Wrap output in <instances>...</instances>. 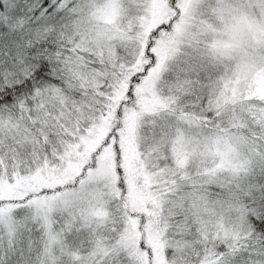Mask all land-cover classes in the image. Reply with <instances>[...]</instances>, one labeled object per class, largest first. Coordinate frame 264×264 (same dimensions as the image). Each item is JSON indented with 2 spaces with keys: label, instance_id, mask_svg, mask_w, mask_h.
<instances>
[{
  "label": "snow or ice",
  "instance_id": "snow-or-ice-1",
  "mask_svg": "<svg viewBox=\"0 0 264 264\" xmlns=\"http://www.w3.org/2000/svg\"><path fill=\"white\" fill-rule=\"evenodd\" d=\"M108 3L59 0L34 23L14 0L0 45V188L16 192L0 199V217L14 206L0 264H264V99L217 63L210 116L189 109L183 76L160 89L188 49L227 53L218 24L247 32L264 74V0H117L115 24L101 17ZM133 184L155 201L146 211L131 207ZM100 209L103 224L85 221ZM132 221L141 238L125 248Z\"/></svg>",
  "mask_w": 264,
  "mask_h": 264
},
{
  "label": "rangeland",
  "instance_id": "rangeland-1",
  "mask_svg": "<svg viewBox=\"0 0 264 264\" xmlns=\"http://www.w3.org/2000/svg\"><path fill=\"white\" fill-rule=\"evenodd\" d=\"M7 5L6 16L4 19H17L13 15L12 7L14 0H3ZM56 2L57 11L62 10V5L58 6L59 0H51ZM203 10V9H202ZM101 17L105 19L106 23L115 24L119 19V6L117 0H109L107 5H101ZM219 31L217 32L215 39L217 41H225L228 43V49L226 54H222L221 50L206 49L201 47L199 50L188 49L190 53L182 62L171 70L165 73L163 81L160 85L161 92L169 95L172 90L177 88L178 81L181 76L186 80H190L192 93L199 100L212 99L213 88L212 82H214L221 74L222 68L215 65V63L223 66L227 65L231 68L232 73L236 74L240 79H250L251 83L255 86L254 96L264 99V74L261 71H257L253 67V51L249 42V36L242 27L232 28L229 27L227 30L222 25H217ZM255 55L258 56L259 52L256 51ZM196 92V93H195ZM105 133L101 130L96 141L91 143H98L103 138ZM91 146V144H90ZM137 159L134 151H131L128 156V167L130 173H135V160ZM111 172L114 174V165L112 166ZM19 187V185L17 186ZM16 189L5 185L0 188V199H13L15 198ZM129 202L134 211H146L145 205L149 202L155 203L152 197L146 193L141 192L135 188L133 184V190L129 196ZM14 207L9 205L3 210V215L0 217V225L4 227H10L12 220L10 219L8 208ZM99 215L100 219L95 217ZM86 222L103 224L108 219V214L103 209L98 210V213H87L84 216ZM131 231L126 233L121 238V244L125 248H131L135 246L138 248V243L141 238V234L138 231V221H132ZM151 227V226H150ZM37 230V229H36ZM39 231V230H38ZM86 233H81L79 236L73 234L69 237L74 243H78L80 239H86ZM56 243H60L59 237L55 238ZM149 242L154 247H159L161 244L160 234H149ZM87 249H84L86 254ZM146 259V258H145Z\"/></svg>",
  "mask_w": 264,
  "mask_h": 264
},
{
  "label": "trees",
  "instance_id": "trees-1",
  "mask_svg": "<svg viewBox=\"0 0 264 264\" xmlns=\"http://www.w3.org/2000/svg\"><path fill=\"white\" fill-rule=\"evenodd\" d=\"M28 2V13H29V18L34 22L38 23L41 19H43L48 13H52L55 15L58 11L56 8L57 3L56 2H51V0H27ZM7 11V5L3 0H0V45H3V38L6 36L13 35L16 29V25L14 24V21L16 19H4ZM44 40L43 35L41 34L40 30L37 29L35 33L32 35V42L34 45L38 48L41 46V42ZM8 56V49L6 46H0V59L5 58ZM25 74L26 73V70ZM177 89V88H175ZM162 95H166V92ZM196 93V92H195ZM212 99L208 101L207 99L199 100L195 97V94L192 92L189 93L188 99H187V105L189 109L193 113H199L205 116H210L212 115V111L209 107L211 104ZM39 229L37 228L36 232Z\"/></svg>",
  "mask_w": 264,
  "mask_h": 264
}]
</instances>
